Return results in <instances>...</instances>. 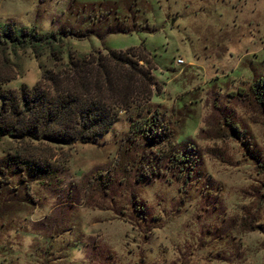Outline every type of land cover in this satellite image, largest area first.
I'll list each match as a JSON object with an SVG mask.
<instances>
[{
	"label": "rangeland",
	"instance_id": "1",
	"mask_svg": "<svg viewBox=\"0 0 264 264\" xmlns=\"http://www.w3.org/2000/svg\"><path fill=\"white\" fill-rule=\"evenodd\" d=\"M7 23L59 50L4 49L3 88L68 50L138 45L152 84L91 140L0 137V264H264V113L248 89L264 76V0H0ZM152 109L165 134L145 146L129 128ZM183 142L190 168L164 164ZM14 151L49 171L26 175Z\"/></svg>",
	"mask_w": 264,
	"mask_h": 264
},
{
	"label": "trees",
	"instance_id": "2",
	"mask_svg": "<svg viewBox=\"0 0 264 264\" xmlns=\"http://www.w3.org/2000/svg\"><path fill=\"white\" fill-rule=\"evenodd\" d=\"M54 41L52 33L40 34L32 27L0 24V137L55 143L88 141L107 130L119 111L131 107L133 99H148L152 77L141 45L107 49L104 53L94 49L83 53L68 50L66 61L44 69L41 80L34 84H20L15 89L2 87L13 77L4 49L15 53L27 48L40 54L48 47L50 52H58L59 44ZM51 57L52 61H59L55 55ZM248 89L264 113V76L255 77ZM146 109L148 112L149 108ZM155 114L152 109L142 125L129 128L145 146L158 144L165 134ZM236 126H230L233 134L239 132ZM239 140L255 157L247 139L241 136ZM170 150L162 153L164 164L168 161L178 169L188 170L195 159L190 144L183 142L182 148L175 150L177 154ZM6 159L22 164L28 176L49 171L47 161L40 156L30 158L14 151Z\"/></svg>",
	"mask_w": 264,
	"mask_h": 264
},
{
	"label": "built area",
	"instance_id": "3",
	"mask_svg": "<svg viewBox=\"0 0 264 264\" xmlns=\"http://www.w3.org/2000/svg\"><path fill=\"white\" fill-rule=\"evenodd\" d=\"M175 62L180 63V62H182V59L181 58H177Z\"/></svg>",
	"mask_w": 264,
	"mask_h": 264
},
{
	"label": "water",
	"instance_id": "4",
	"mask_svg": "<svg viewBox=\"0 0 264 264\" xmlns=\"http://www.w3.org/2000/svg\"><path fill=\"white\" fill-rule=\"evenodd\" d=\"M170 22L172 21V19L169 20Z\"/></svg>",
	"mask_w": 264,
	"mask_h": 264
}]
</instances>
